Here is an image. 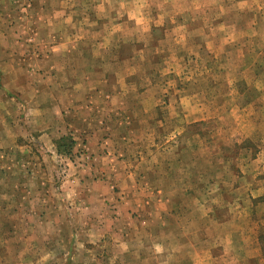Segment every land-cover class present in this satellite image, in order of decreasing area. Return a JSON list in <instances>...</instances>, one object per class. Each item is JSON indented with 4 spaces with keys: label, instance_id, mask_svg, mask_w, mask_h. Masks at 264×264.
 <instances>
[{
    "label": "rangeland",
    "instance_id": "1",
    "mask_svg": "<svg viewBox=\"0 0 264 264\" xmlns=\"http://www.w3.org/2000/svg\"><path fill=\"white\" fill-rule=\"evenodd\" d=\"M261 1L0 0V264H224L171 210L204 147L264 264Z\"/></svg>",
    "mask_w": 264,
    "mask_h": 264
},
{
    "label": "crops",
    "instance_id": "2",
    "mask_svg": "<svg viewBox=\"0 0 264 264\" xmlns=\"http://www.w3.org/2000/svg\"><path fill=\"white\" fill-rule=\"evenodd\" d=\"M260 4L259 8L264 11V0ZM242 50H244V55H246L247 53L245 52L247 51L244 48ZM253 75H243V78H251ZM255 77L259 78V85L262 87L259 95L263 100L264 72L255 75ZM245 79L244 81H246ZM254 81L257 83L256 79ZM240 107L243 106L240 105ZM37 120L40 121V119ZM40 122L43 123L44 120ZM203 152L211 157L209 165H207L208 170L199 174L195 168L196 175L193 183H189L188 177H181L178 187L180 202L172 207V212L181 214L179 223L181 227L189 226L195 229L197 236L199 233L200 237H195L193 242L197 245V251H203L205 258L219 257L221 261H225L224 264H263L262 258L259 257L261 254L257 241L261 223H255L256 221L248 213L252 212L251 204L249 206H240L235 203L233 197L238 191L236 188H232L234 185L227 189H221L217 186V180L220 177L213 173V169H219L217 168L219 164L217 163L218 161L214 162L215 158H212L214 149L210 150L208 147H204ZM195 158L197 161H201L200 157ZM226 162L223 159L222 167H224ZM227 172L229 171L227 170ZM204 176H207L205 179L209 182L207 187H201L203 184L199 182L205 180ZM224 176L225 179L229 180L230 176L228 174H224ZM237 180L239 188L245 191V177L239 175ZM205 195L211 196V198L207 199ZM220 195H222V200H219ZM218 212L220 217L217 215ZM167 222H172L173 224L175 221L171 217ZM165 226L168 227V225ZM170 241L173 240L170 239ZM218 249H221V254L218 257L213 256L214 251ZM181 250L183 251V249Z\"/></svg>",
    "mask_w": 264,
    "mask_h": 264
},
{
    "label": "trees",
    "instance_id": "3",
    "mask_svg": "<svg viewBox=\"0 0 264 264\" xmlns=\"http://www.w3.org/2000/svg\"><path fill=\"white\" fill-rule=\"evenodd\" d=\"M263 237H264V234H262V235H260V238L259 239H263ZM261 245L263 246V244L261 243ZM264 247V246H263Z\"/></svg>",
    "mask_w": 264,
    "mask_h": 264
}]
</instances>
